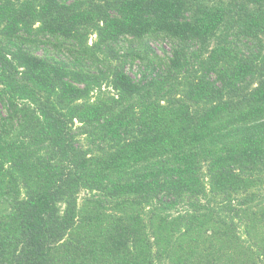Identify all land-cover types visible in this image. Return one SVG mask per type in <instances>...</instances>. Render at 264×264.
Listing matches in <instances>:
<instances>
[{
	"label": "trees",
	"instance_id": "trees-1",
	"mask_svg": "<svg viewBox=\"0 0 264 264\" xmlns=\"http://www.w3.org/2000/svg\"><path fill=\"white\" fill-rule=\"evenodd\" d=\"M0 264H264V0H0Z\"/></svg>",
	"mask_w": 264,
	"mask_h": 264
},
{
	"label": "rangeland",
	"instance_id": "rangeland-1",
	"mask_svg": "<svg viewBox=\"0 0 264 264\" xmlns=\"http://www.w3.org/2000/svg\"><path fill=\"white\" fill-rule=\"evenodd\" d=\"M152 46L159 52V54L163 55V50H169L170 46L168 43H163L161 41H153ZM137 70V67L135 68ZM134 69V70H135ZM133 77H135V71L132 73Z\"/></svg>",
	"mask_w": 264,
	"mask_h": 264
}]
</instances>
